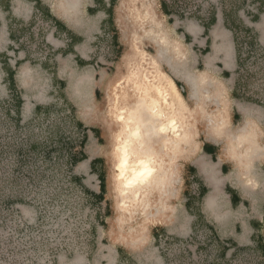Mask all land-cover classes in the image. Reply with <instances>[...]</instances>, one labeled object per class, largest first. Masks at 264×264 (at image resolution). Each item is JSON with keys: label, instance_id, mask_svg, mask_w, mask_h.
I'll list each match as a JSON object with an SVG mask.
<instances>
[{"label": "rangeland", "instance_id": "obj_1", "mask_svg": "<svg viewBox=\"0 0 264 264\" xmlns=\"http://www.w3.org/2000/svg\"><path fill=\"white\" fill-rule=\"evenodd\" d=\"M154 1L161 19L160 31L177 39L180 48L179 54H172L170 48L164 53L160 66L153 67L173 77L188 107L194 112L199 102L190 96L185 81L173 75L165 60L170 58L178 68L184 67L185 71L194 74L207 71L205 61L212 53L213 38L209 32L202 34L201 38L184 35L187 27L196 22L206 24L216 7L229 10L232 6L236 19L243 9L241 0H167L171 10L178 12H173L171 18L162 14L159 0ZM115 8L113 29L116 45L112 42L110 29L106 27L105 31H96L93 21L87 24L91 32L88 61L95 69L90 65L82 72H91L93 85L87 82L84 85L73 84L70 86V90L74 87L73 92L67 93L68 74L63 71L60 75L65 85L60 90L55 88L57 86L52 82L58 80V73L51 78L57 66L55 48L51 49L41 41L38 28L33 37H26L25 40L32 71L41 84L39 109L36 113H25L24 105L19 109L14 98L9 97L5 85L0 83V264H262V259H257L261 253L260 246L233 247L230 241L233 223L256 213L237 209L230 218L213 224L210 223L212 218L203 214L193 227L188 226L183 208L185 187L180 180L184 159L178 160L176 178L170 187L174 191L170 198L171 218L164 222L147 220L148 225L138 229V233L142 234L140 242L134 247L112 241L114 234L110 233V220L117 215L119 199L109 183L116 159L106 148L113 132L105 125L108 120L105 93L107 81L116 68L124 67L120 58L126 49L124 36L117 25ZM11 25L16 30L19 22L12 19ZM237 26L241 27V23ZM238 27L237 44L242 65L233 76L246 84L250 91L256 90L264 83V49L256 47L249 52L243 44V31ZM205 39H208L206 50L205 45L202 49L194 45ZM7 42L6 37L0 36V61L4 53L11 63L23 61L18 50L7 47V44H12L10 46L17 48L16 43ZM251 44H254L253 39ZM139 46L149 54L156 53L157 46L149 39L141 40ZM162 48L167 50L165 46ZM220 60L217 55L208 72L213 84L223 87L225 105L221 101L219 104L225 107L223 120L227 128L230 80L226 78L227 73ZM34 89V85H26L25 90L20 88L29 96L33 95ZM77 89L81 91L77 93ZM81 105L85 106L86 117L81 113ZM203 108L204 113L196 118L197 113L194 112V119L190 118L188 123L196 146L203 139L225 141L224 135L216 137L206 133V119L209 114L217 113V104L206 101ZM190 148L186 146L185 151L189 152ZM92 158L96 166L90 170L89 160ZM99 172L100 177L97 176ZM186 188L190 191L195 189L194 184ZM138 221L133 220L132 225ZM258 230H254L253 236L260 237L263 244L264 219ZM146 255L159 258L160 263L154 260L139 263Z\"/></svg>", "mask_w": 264, "mask_h": 264}, {"label": "crops", "instance_id": "obj_2", "mask_svg": "<svg viewBox=\"0 0 264 264\" xmlns=\"http://www.w3.org/2000/svg\"><path fill=\"white\" fill-rule=\"evenodd\" d=\"M65 1L0 0L2 9L0 36L6 37L7 43H16L17 48L10 46L12 44H7V47L18 50V53L22 54L20 59L23 60H15L11 63L4 53L0 61V70H2L0 83L5 85L11 99L15 96L18 98L19 109L24 105L25 113L30 114L32 111L36 113L42 99L41 84L39 79L34 76L35 72L32 71L30 53L26 48L25 40L26 37H33L35 29H39H37L39 34L37 35L41 37L43 43L52 47L51 49L55 48L57 66L55 71H52L51 78L54 73H58V80L52 83H55L57 86L55 88L60 90L61 86L65 85L60 74L65 71L68 74L65 85L67 93L73 92L74 87L70 90V86L73 84L84 85L87 82L93 85L91 72H82V69L92 66L88 61L90 52L88 38L91 35L87 25L89 21L94 22L93 29L96 31H105L106 27L110 29L112 42L116 45V32L113 27L115 23L114 7L118 0ZM73 2L75 5L72 4ZM216 4L219 3L216 1ZM159 5L162 14L168 18L172 17L173 12L178 13L177 10H171V5L167 0H159ZM240 5L243 6V9L238 18L234 17L232 6L229 10L216 7V11L211 12L206 24L199 22L189 24L184 34L193 38H201L202 34L209 32L210 37L213 38L211 51L213 52L212 48L214 47L216 51L214 59L217 55L220 57V63L227 73L226 78L230 80L227 94L229 113H227L225 141L212 138H210L211 140H199L194 152H192V148L186 152L185 146L178 160L184 159L183 163L181 162L180 180L185 187L183 189V208L187 214L188 226L193 227L199 218L202 219L203 214L212 218L213 221L210 223L213 224L230 218L237 209L251 214L256 213V215L247 216V218L236 220L233 223L230 229V241L233 247L251 244L260 246L261 253L259 256L257 255V259L259 261L262 259L261 262L264 264V243L262 244L260 237L253 236L254 230L259 231L258 228L264 219V152L262 150L254 151L251 148L247 153L248 159L239 157V149L244 147L245 142L238 143L236 140L238 133L246 126L256 132V145L264 146V83L260 84L258 89L250 91L246 84L240 83L239 79L233 76L242 65L239 44H237L239 37L236 29L237 23H241V27L238 28L243 31L242 38L245 40L243 44L247 46L249 52H252L256 47L264 49L262 44L264 42V0H241ZM12 19L19 22V27L16 30L11 25ZM44 26L47 28L44 29ZM251 39L254 44H251ZM207 43L208 39H205L204 42L194 45L201 49L205 45L204 50H206ZM92 68L95 69L93 66ZM174 82L177 86L175 80ZM18 85L20 88L24 87V90L26 85H34L33 95L29 96L28 93H23ZM215 86L223 88L218 83H215ZM80 91L77 89V93ZM32 102L33 107L31 108ZM26 110L28 111L26 112ZM19 115L21 116V114ZM94 161V158L89 160L90 170L96 166ZM244 164H248L249 168L245 170ZM97 176L100 177V172L97 173ZM193 184L195 189L190 191L186 188ZM208 197L211 199L209 203L206 202ZM167 211L168 208L167 214L162 213L165 215L161 214L160 217L149 216V219L161 222L169 220L171 215ZM110 223V233L114 234L113 242L120 241L129 247H134L140 242L141 235H136L135 240H130V243L117 237L113 223ZM134 227L138 230L142 226ZM153 260L160 263L159 258L151 255H146L138 262L148 263Z\"/></svg>", "mask_w": 264, "mask_h": 264}, {"label": "bare ground", "instance_id": "obj_3", "mask_svg": "<svg viewBox=\"0 0 264 264\" xmlns=\"http://www.w3.org/2000/svg\"><path fill=\"white\" fill-rule=\"evenodd\" d=\"M63 1L65 0H60ZM74 3L72 4L75 5ZM115 17L124 36L126 49L120 58L124 67L116 68L107 81L105 93V113L108 116L105 125L113 132L106 148L116 159H113L114 169L109 183L119 199L117 215L110 222L113 223L116 236L130 243V240H135L136 235L142 234L134 226H144L149 216L160 217L162 213H166L167 208L169 215L172 212L170 198L174 191L170 187L176 178L178 158L185 146L191 147L192 152L196 149L188 124L190 118L194 119V112L197 113V118L204 113L203 105L206 101L215 102L217 113L209 114L208 118L205 116L206 133L216 137L224 135L226 139L223 120L226 110L223 108V90L213 84L208 72L216 54L214 47L205 61L207 71L197 74L185 71L184 67L178 68L170 58L165 60L173 75L180 77L188 85L190 96L199 102L192 112L172 76L154 69L160 66L164 53L169 52L170 48L172 54H179L180 48L177 39L160 31L161 19L155 1L119 0ZM143 39L154 42L157 46L155 55L140 48L139 42ZM220 101L223 106H220ZM80 109L86 117L85 106L81 105ZM255 137L256 132L252 128H242L236 137L238 143L245 142L244 147L239 149V157L248 159L247 153L251 148L264 152L263 145H256ZM243 166L245 170L249 168L248 164ZM210 201L208 197L206 202ZM133 220L139 221L132 225Z\"/></svg>", "mask_w": 264, "mask_h": 264}, {"label": "trees", "instance_id": "obj_4", "mask_svg": "<svg viewBox=\"0 0 264 264\" xmlns=\"http://www.w3.org/2000/svg\"><path fill=\"white\" fill-rule=\"evenodd\" d=\"M14 101H15V103H16L17 105H19L18 103H20V102H19L18 98H16V96H15V98H14ZM100 187H101V186H100Z\"/></svg>", "mask_w": 264, "mask_h": 264}]
</instances>
